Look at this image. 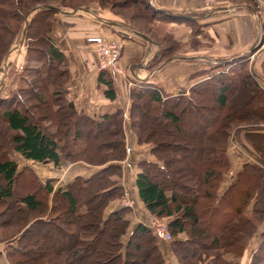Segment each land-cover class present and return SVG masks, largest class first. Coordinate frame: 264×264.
<instances>
[{
  "label": "trees",
  "instance_id": "obj_1",
  "mask_svg": "<svg viewBox=\"0 0 264 264\" xmlns=\"http://www.w3.org/2000/svg\"><path fill=\"white\" fill-rule=\"evenodd\" d=\"M93 2L119 16L125 32L141 31L157 44L148 70L179 56L185 46L199 44L194 36L180 41L163 31L171 21L193 23L153 7L149 0H0V59L18 37L24 14L35 5H49L30 14L19 84L0 96V242L7 264H163L155 234L146 225L136 223L121 239L130 219L128 206L104 212L124 190L119 183V161L126 154L124 118L136 142L150 145L154 159L137 162L136 194L149 214L167 218L169 249L176 261L239 264L248 238L264 220V79L241 55L174 94L139 79L128 86L126 117L117 105L93 117L67 97L66 56L50 37L60 10ZM149 27L154 35L146 30ZM196 32L200 30L192 25ZM262 53L259 67L264 73V49ZM96 79L104 85V96L113 99L116 93L105 69H98ZM208 89L227 109L198 123L193 115ZM152 113L162 128L148 126ZM166 122L182 135L188 155L177 142L169 147L168 156L161 153L168 143L158 138V131L161 136L173 135L164 127ZM5 135L7 145L2 143ZM231 135L251 160L228 174ZM8 151L33 162L56 166L64 158L96 168L86 176L73 175L65 186L53 185L54 177L41 180L30 165H18ZM204 157L208 160L201 163ZM23 178L25 185L20 183ZM13 213L17 215L12 220ZM259 238L248 264H264V226Z\"/></svg>",
  "mask_w": 264,
  "mask_h": 264
},
{
  "label": "crops",
  "instance_id": "obj_2",
  "mask_svg": "<svg viewBox=\"0 0 264 264\" xmlns=\"http://www.w3.org/2000/svg\"><path fill=\"white\" fill-rule=\"evenodd\" d=\"M149 3L153 7L170 14L188 17L191 19L192 25L200 30L199 33H192V25L171 21L165 29L169 30L173 38L184 41L194 36L199 39L200 45L196 47L187 45L181 50L179 56L165 59L150 70L147 69V63L151 54L142 57L141 62H132V60L129 63V67L132 68L129 74L133 77L146 78L149 82L160 87L163 92L174 94L181 89L187 90L188 86L195 80L204 77L203 74L201 76L197 74V71L209 70L211 63H213L211 60L215 59L216 62L220 63L241 55H245V58L249 60L256 55L258 50L256 44L259 39H263L260 47L264 46V0H214L210 4H205L203 0H149ZM103 12H105L104 9L98 11L97 7L85 9L80 13L77 10L72 12L60 10L57 14V21L50 31V37L69 58L67 66L70 79L66 85L67 97L75 107L96 117L117 105L122 108L126 117L128 97L127 88H124V84H122L123 80L117 74L118 80L116 79L117 83L114 85L115 97L110 100L104 96V85L97 84L98 68L91 50L92 45L86 41V37L92 34H100L106 39H117L120 37L119 33L112 28L117 26L121 30L125 29L119 21L113 22L112 17ZM103 18L107 19L105 23L101 22ZM261 37L263 38L261 39ZM146 42L151 43L148 40ZM152 44L156 48V44ZM134 49H141L139 42L137 40H125L122 49L123 54L118 60L120 68L123 67L125 60L130 58ZM252 63L256 66L257 60ZM123 132L126 154L119 161L121 166L119 183L123 189H129L130 196L137 204H141L134 185L137 162L141 159H153V155L149 152L150 145L148 143L136 142L125 118ZM238 135L242 139L241 132ZM231 137L234 139L231 143L235 145L238 152L234 151L229 157L227 154V157L235 170L243 161L251 160V156L236 142L233 135ZM241 153L245 154V157L240 158L239 154ZM77 162L80 165L76 171L65 172L63 175L60 173L59 177L64 178L63 183L69 182L75 174L86 176L96 168V166L83 161H74L70 164ZM51 176L46 175L43 179ZM224 182L225 180H223V184ZM116 200H111L107 204L104 209L105 213L120 205L117 204L119 201ZM263 226L264 221L248 238L243 252L238 258L239 264H248L250 254L259 242V232ZM131 228L129 227L127 233ZM159 247L164 258L163 264H167L166 257L169 262L179 264L175 257H171L169 249ZM0 264L6 263L2 261Z\"/></svg>",
  "mask_w": 264,
  "mask_h": 264
},
{
  "label": "rangeland",
  "instance_id": "obj_3",
  "mask_svg": "<svg viewBox=\"0 0 264 264\" xmlns=\"http://www.w3.org/2000/svg\"><path fill=\"white\" fill-rule=\"evenodd\" d=\"M92 7H97L98 11L100 9H104L105 12H103V13H105V14L107 13V15L109 17H112L111 19H112L113 22H118V21L120 22V17L119 16H117L116 14L111 13L110 11H108L105 8H100L95 2H93V3H91V4L87 5V6H84V7H75V8L74 7H72V8L71 7H67V8H65L63 10H68L70 12L77 10L78 13H80V11H84L85 9H91ZM122 11H123V9H122ZM129 11H130V9L129 10L126 9L123 12L127 13ZM106 20H107L106 18H103L101 20V22L105 23ZM112 29H114L115 31H117L119 33L118 35L120 36V38H123V44H124L125 40H137V42H139L140 47H141V49H134L131 52L130 58L126 59L124 64H123V67H122L123 69L120 68V66L118 64V60H119L121 54H123L122 50H121L120 55L118 57V60H117V62L115 64V67L110 68V69H105V76H107L108 78H110L112 80L113 87H115L114 85L117 83V81H116V79L118 80V78H117L118 75L117 74H119L121 79L123 80L122 81L123 82L122 84H124L123 87L128 89L129 85L134 84L139 79H143V78L133 77L131 74H129V72L132 70V68L129 67V63L132 60H133L132 62H141L140 59L142 57L146 56L147 54H151L150 58H149V60H150L152 55L154 54V52L157 49V44L155 42H153V40L148 38L145 34L144 35L146 36V38H144V37L140 36L139 34L135 33L136 31L132 32L130 30L129 31L126 30V32H125V30H121L117 26H114V28H112ZM146 30H148L151 35H154V33L152 32L153 30L151 29V27L147 28ZM163 31H166V33L170 34L169 30H166L165 28H164ZM139 32H141V31H139ZM19 36H20V32H19L18 37L15 38L14 41L11 44L16 43V41L19 39ZM263 37H261V39ZM146 40L150 41L151 43H147ZM196 40H198V42L200 43L198 38H196ZM262 40H260V39L258 40V42L256 44V46H257L256 48H258V50L256 51V55L253 56V58L251 57L248 60V65L252 68V70L254 72H256L257 75L260 76V78L264 79V73H262V71H261V69L259 67V63H260L259 61L262 58L261 55H263L262 50L264 49V46H262V48L260 47L261 43H262ZM152 43L156 44V48H154V44H152ZM198 45H200V44H198ZM122 49H123V47H122ZM91 50H92V48H91ZM92 53L94 54L93 50H92ZM65 56H66V59H65L66 60V65H68L69 58L67 57L66 54H65ZM94 56H95V54H94ZM169 58H171V57H169ZM169 58H167V59H169ZM255 60H257L256 66H254L253 63H252ZM95 61H96V56H95ZM24 62H25V45H24V37H23V40H22V43H21L20 47L17 50H14L12 52V54L10 55V57H9V64H8V68H7L6 74H5L4 78H3V84H2V88L0 90V96H5L6 93H8L9 91H12L13 89L15 90L14 87H16L17 84H19V79L18 78H19V75L21 73V67L24 64ZM211 62H213V63H211V66H210L211 68L209 70L208 69H204L202 71L201 70L197 71V74H200V76H201V74H203L204 77H201L198 80H195L193 83H196L197 81H200V80H202L204 78H207L208 75H210V74H212L214 72H217L220 69V67L225 68L227 66L226 64H223L224 62H220V63L216 62L215 59L211 60ZM67 68H68V66H67ZM69 79H70V77H69ZM97 84H100V83H97ZM263 85H264V83H263ZM119 93H120V91H119ZM231 94H232V89L230 88V90L226 91V94H225L226 97H227V100H229L231 98ZM120 95H122V94H120ZM26 103L27 102L24 101V104H26ZM199 103H201L200 104V109H198L196 111V113L194 112V115H193L194 117H197L199 119L198 123L203 122L202 118L205 119V118L212 117V116H214L215 113L217 114L218 111L223 112L224 110L227 109V106H224V107L223 106H219L215 102V92H214L213 89H208L207 91H204L203 99ZM35 113H36L35 115H37V111ZM38 113H40V111ZM240 113H241L240 111L237 112L238 115H240ZM242 113H245V112H242ZM150 115L151 116H149V115L147 116V121H146V122H148V126L152 127V128H154L155 126L162 128V126H160V125L158 126V123L153 118L154 113H152ZM38 118L40 119L39 120L40 123L41 122L45 123V121H43V119H41L40 117H38ZM190 122H191V120H190ZM164 127L167 130L169 129L168 132H171L173 135L170 136L171 134L164 133L161 136V133H160L161 131H158V138L161 137V139H163L164 142L168 143V144H166L167 146H164L163 151H161V153L163 155H167L168 156L170 154V152H171L169 150V147H171V146L173 147L174 143L177 142V143H180V145L182 147V149L180 151L183 154L185 153V154L188 155L189 154L188 153L189 152V146L186 143L183 142L184 140L182 138V135H179V136L176 135V133H175L176 129L174 128V124H172L170 122H166ZM231 136L228 139V143L229 144L227 145L228 146V152L226 154H228V157L232 156L231 154H233L234 151L238 152V150L235 147V145H233L231 143L234 140ZM124 139H125V135H124ZM3 140L4 141L2 143L4 145H7L6 135H5V137L3 136ZM8 154L13 159H15V161H16V163L18 165H21V164H24V163L29 164L37 172V174L40 175L39 178L41 180H43V178L46 175L54 176V179H57V180H53L52 181L53 185H56V184L60 183L61 186H65L66 183H63V179L64 178L63 177H59L60 173H62V175H63L65 172L76 171L78 169V166L80 165V163H78V162L70 164V162L67 161V159L61 158L59 163H58V165L54 166L51 162H42L41 163V162H33V161L29 160V159H24V158L20 157L17 152H13L12 153V151H8ZM239 155H240V158L245 157V154H243V153H241ZM153 159H154V157H153ZM202 160L203 161H201V163H204V162H207L208 158L204 157ZM233 170H234L233 166L230 165L229 169L227 170V173L231 174L233 172ZM226 178H227V176H225V179ZM26 182L27 181H26L25 178L20 180V183H22L21 185H25ZM126 191H127L128 198L132 199V197L130 196V193H129V189H126ZM122 195H123V191H122V194L117 198V200L119 201L117 204L125 205V204H122V202H121V196ZM54 199H55V201L61 203L60 197L55 196ZM126 206H128L130 208V212L131 213H130V219H129V223H128L127 227H126V230H125L124 234L121 236V239L123 241L126 239V237L128 235L127 234V230L129 229V227H133L136 223H142V224L146 225L151 231L153 230V227H152V224H151V220L154 217H157V216L149 214L147 212V210L143 207L142 204H139V203L137 204V202H135L133 199H132V204L131 205H126ZM32 214H30V215H32ZM16 215H17V213L11 214L12 220H13V218ZM158 218L165 223L166 228L168 230L167 218L166 217H158ZM183 235H184L183 233H178V237H183ZM155 237H156V241H157L158 247L161 246L163 248H167V250L169 249V239L166 240V239L157 237L156 235H155ZM159 249H160V247H159ZM169 251L171 252L170 249H169ZM172 256L175 257L174 254L171 252V257ZM261 256H264V248L261 250ZM162 257H163V255H162ZM1 260L5 261V263L7 264V261L5 259L4 252H3V243L0 242V262L2 263ZM163 261H164V258H163ZM166 263L167 264H173V263H171V262H169L167 260V257H166ZM111 264H115V262L112 261Z\"/></svg>",
  "mask_w": 264,
  "mask_h": 264
},
{
  "label": "built area",
  "instance_id": "obj_4",
  "mask_svg": "<svg viewBox=\"0 0 264 264\" xmlns=\"http://www.w3.org/2000/svg\"><path fill=\"white\" fill-rule=\"evenodd\" d=\"M205 4H210L214 0H203ZM129 36V35H128ZM86 41L92 45V50L96 56V65L98 69H110L115 67L120 52L123 47V38L106 39L100 34H92L86 37ZM121 202L125 205H131L132 199L128 198L127 191L123 190ZM153 232L157 237L170 239L171 235L166 228L165 223L158 217L151 220Z\"/></svg>",
  "mask_w": 264,
  "mask_h": 264
},
{
  "label": "water",
  "instance_id": "obj_5",
  "mask_svg": "<svg viewBox=\"0 0 264 264\" xmlns=\"http://www.w3.org/2000/svg\"><path fill=\"white\" fill-rule=\"evenodd\" d=\"M44 6H49V5H35L32 8H30L23 16L24 22H23V26L21 28L20 31V36L19 39L16 41V43L10 44L8 46L7 52L2 56V58L0 59V90L2 88V84H3V78L6 74L7 68H8V64H9V57L12 54V52L14 50H17L23 40L24 37V33H25V26L27 23V20L30 16V14H32L36 9H38L39 7H44ZM135 33L139 34L140 36L146 38V36L144 34H142L139 31H136Z\"/></svg>",
  "mask_w": 264,
  "mask_h": 264
}]
</instances>
